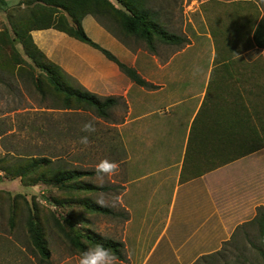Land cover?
<instances>
[{
    "label": "rangeland",
    "instance_id": "1",
    "mask_svg": "<svg viewBox=\"0 0 264 264\" xmlns=\"http://www.w3.org/2000/svg\"><path fill=\"white\" fill-rule=\"evenodd\" d=\"M142 2L146 8L156 14V20L164 30L184 37L187 43L174 47L154 38L153 50L149 51L143 42L119 34L107 19L102 21L114 31V34L110 35L135 56V67L141 69L144 76L141 77V73H137V70L132 68L144 81L154 72L149 71L148 67L145 69V66L154 61L164 64L175 62L181 64V67H188L189 71H184L182 68L181 72L194 74V84L191 89L195 92V100L191 101L190 105L197 104L200 100L202 92L200 89L204 88L203 83L211 64L216 63L215 60L212 61L213 52L210 47L212 41L209 37L211 29L219 28L224 32L229 29L228 36L225 35L224 38L229 41H227L228 45L234 46L233 60L243 64L264 65V49L251 50L249 33L247 36L242 34L240 39L234 34V31L241 27L243 19L252 18L255 22V15L258 19L264 14V0H142ZM6 9L11 16H17L13 10L18 9V3ZM5 18L6 12L3 14L0 10V28L5 25L2 22H6ZM91 18L96 22L93 17ZM86 35L89 39L93 36L90 30ZM13 59L14 55L9 46L2 44L0 46V264H78L81 253L92 248L88 242L91 236L118 244L116 252L119 258L116 259V264H125L123 230L124 221L128 218L124 210L125 203L134 212L131 229L133 235L136 230L141 231V242L133 257L138 261L134 264H161L164 258L171 260L173 255L164 251V238L157 242L150 256L145 257V255L164 225L166 207L164 209L160 206L168 204L170 200L172 182L166 185L169 186L168 188L157 185L165 175L164 170L174 163L173 160L175 162L179 160L184 145L185 121L173 114L180 107L177 109L171 107L162 111V114L157 111L140 121L157 120L160 123L164 122L170 129L173 128L170 120L178 118L170 134L157 130L149 134L143 133L144 131H139V122L133 127L134 116H131L132 112L128 111L124 100L120 97H113L117 98L116 105L107 112L106 119L99 118L92 112L73 106V103H66L65 97L54 92L50 87L43 72L35 68L29 69L25 64L18 65ZM220 62L222 60L217 61ZM191 65L194 70H191ZM218 67L210 73L207 98L213 85L210 79L217 77L222 80L225 76L221 67ZM58 75L61 77L63 87L73 89L77 87L78 83L75 79L65 73L59 72ZM216 85H218L217 90L224 87L219 83ZM218 104L213 101V106L208 108H206L208 104H202L195 124L205 111L210 112L220 107L224 109L223 105ZM154 107L156 105L152 108ZM145 110L138 106L134 114H140ZM164 114H168L170 119ZM89 121L94 122L96 129L91 134L81 131L82 126ZM126 121L127 124H124ZM83 135L89 137L90 143L86 147L79 143ZM191 145L192 139L190 148ZM39 158L48 159L50 162L49 166L42 170L44 176L42 181L33 184L30 176L20 179L11 175L18 165ZM195 158H199L200 161L204 157L198 155ZM103 159L116 162L119 170L115 176L106 178L101 185L95 176L94 167ZM205 166L208 167L209 163L202 162L201 167ZM2 169H8V172ZM62 170L90 171L92 175L67 182L66 186L69 188L61 189L52 184L51 177L54 172ZM172 171L174 173L175 168L166 173ZM140 176H145L142 188L141 181H135ZM126 181H130L128 193L122 195ZM81 184H88L95 187V190L82 191L78 189ZM90 206L106 209L108 213L90 211ZM158 206V212H155L154 207ZM142 215H144L143 223L140 222ZM28 217L45 242L48 251L46 259L39 256L32 245L26 226ZM173 221L172 219L167 234L174 228ZM73 239L83 244L84 248L74 246ZM131 246L135 245L132 243ZM256 247H259L256 228L245 227L236 231L229 242L223 243L219 252L208 262L263 264ZM141 252H145V255L143 256ZM112 253L116 257V254ZM195 264L207 263L197 261Z\"/></svg>",
    "mask_w": 264,
    "mask_h": 264
},
{
    "label": "crops",
    "instance_id": "2",
    "mask_svg": "<svg viewBox=\"0 0 264 264\" xmlns=\"http://www.w3.org/2000/svg\"><path fill=\"white\" fill-rule=\"evenodd\" d=\"M3 1L6 7L18 3V12L24 9L21 0ZM1 13L5 14V11L1 10ZM251 21L252 18L243 19L241 27L234 31L235 36L239 39L242 34L247 36ZM2 22L7 26L5 21ZM81 26L86 34L88 30L92 32L91 40L94 43L109 51L119 61L136 69L137 73H141L142 70L135 67V56L91 17H84ZM217 30L222 35L224 33L223 36L229 34V29L225 32L219 28ZM30 37L45 58L56 64L67 76L75 79L85 90L99 97L112 96L123 99L128 111L132 112L131 116H134L133 121L131 120L132 123L135 122L132 124L133 127L139 122L140 132L149 134L157 130L170 134L177 119H184V145L181 156L177 162L173 160L174 163L164 170L165 175L157 185L168 188L166 185L172 182L170 200L168 204L160 206L164 209L166 207L164 225L146 255L145 252H141L143 256H150L157 242L164 238V251L173 257L171 260L164 258L161 264H195L201 258L218 252L223 243L229 242L238 227L242 225L245 226L241 229L252 227L248 223L253 219L255 209L260 207L264 212V65L243 64L233 60L234 46L228 45L229 41L226 40L227 45L218 49L222 48L223 54L230 53L231 56L224 62L211 64L203 83L204 88L200 89L202 90L200 100L197 104L190 105V102L195 100V92L191 89L194 74L182 73L181 71L188 70V67H181V64L175 62L164 64L158 61L146 64L145 69L148 67L149 71H154L145 80L155 87L148 91L132 84L100 52L61 32L53 29L34 30L30 32ZM209 37L214 57L215 48L210 33ZM16 48L20 52L18 44ZM250 48L264 49L255 48L253 45ZM168 65L172 67H167ZM218 66L225 76L222 80L217 77L210 79L214 86L212 85L207 98L210 73ZM193 68L191 65V70ZM141 75L144 76L143 73ZM216 83L224 86L223 89L217 90ZM134 88L138 90H133ZM213 101L219 103V106L223 105L224 109L220 107L210 112L205 111L195 124L201 105L205 103L208 104L206 108L213 105L215 107V103L212 105ZM185 104L187 105L184 106ZM154 105L156 107L152 108ZM138 106L146 110L134 114ZM171 107L175 109L180 107L173 112L178 118L170 120L173 128L169 129L168 125L157 120L140 122L157 111L162 114V111ZM166 116L170 119L168 114ZM260 140L263 143L257 146ZM216 149L221 150L222 161L227 159V162L205 171L203 168L206 166L201 167L202 162L212 164V152ZM246 149H249L246 154L229 161L230 157ZM197 151H203L204 158L200 161L199 158H195ZM173 168L174 173L173 171L166 173ZM137 180L141 181L142 188L145 176H140L135 181ZM130 181L125 182L122 195L128 193ZM158 209L159 206L154 207L155 212H158ZM124 210L128 214L123 230L125 264H128V261L129 264H134L138 261L133 257L141 242V231L138 229L133 235L131 229L134 212L126 203ZM172 219L174 228L167 234ZM140 222H144V215L141 216ZM132 243L137 247L131 246Z\"/></svg>",
    "mask_w": 264,
    "mask_h": 264
},
{
    "label": "trees",
    "instance_id": "3",
    "mask_svg": "<svg viewBox=\"0 0 264 264\" xmlns=\"http://www.w3.org/2000/svg\"><path fill=\"white\" fill-rule=\"evenodd\" d=\"M21 0L20 3L24 5V9L18 12L14 9L13 12L17 16H11L10 12L5 8V3L0 0V10L6 12L7 26L3 25L0 28V46H9L14 55L17 64H25L29 69H37L43 72L45 80L48 82L54 92L62 94L65 97V102L73 103L75 107L94 113L97 117L106 119L107 112L116 105L117 98L113 97H99L93 93L88 92L79 84L76 88H65L61 83V77L58 75L61 69L49 61L33 44L30 32L34 30L53 29L61 32L66 36L75 39L95 50L100 52L103 57L109 62L113 63L118 71L126 77L135 86L154 89L155 87L144 81L132 67L119 62L110 52L101 48L87 37L81 27V20L84 16L89 15L93 17L98 24L109 33L114 34V31L106 26L102 20L107 19L115 27L116 31L123 36H131L132 38L141 41L145 44L149 51L153 50V39L156 38L163 44L168 46L180 47L187 43L184 37L168 33L160 26L156 20V14L151 12L144 6L142 0ZM8 13V14H7ZM12 13V12H11ZM255 22H249V35L251 44L255 48H264V14L258 19L255 15ZM214 43L215 54L213 61L225 60L230 57V53L223 54L222 48L227 45V41L217 29L209 31ZM2 43V44H1ZM16 44L20 47V52L16 48ZM64 74V73H63ZM68 107V105H67ZM262 142L257 144L259 146ZM256 145V144H255ZM256 148V147H255ZM249 149L243 150L238 155L230 157L231 159L237 156H242L248 152ZM221 150H213L212 164L206 167L205 171L212 170L224 164L222 161ZM188 154V153H187ZM203 151H197L196 156H202ZM50 164L48 159L39 158L31 159L24 164H20L11 173L14 177L24 179L31 178V183L35 184L42 181L44 178L42 170ZM8 172V169H2ZM90 171L81 170H62L56 171L52 174V184L61 189H67V182L91 176ZM78 189L82 191H92L95 187L88 184H81ZM90 211L107 214L108 211L96 206H90ZM249 226H254L257 230L258 256L264 264V212L258 207L255 209L253 219L248 223ZM27 232L30 236L31 242L39 256L46 259L48 251L45 246L41 234L37 227H35L32 220L28 217L26 222ZM242 225L237 228V231L244 227ZM89 245L94 247L96 244H102L105 248L110 249L116 254L118 244L112 241H105L98 237L91 236L88 238ZM72 243L77 248L83 249L84 245L76 239ZM219 252V251H218ZM218 252L214 253L216 255ZM203 257L199 261H204L207 264L208 260L213 256Z\"/></svg>",
    "mask_w": 264,
    "mask_h": 264
},
{
    "label": "clouds",
    "instance_id": "4",
    "mask_svg": "<svg viewBox=\"0 0 264 264\" xmlns=\"http://www.w3.org/2000/svg\"><path fill=\"white\" fill-rule=\"evenodd\" d=\"M93 121L86 122L81 131L84 133L95 132ZM79 143L88 146L90 141L88 135H83L79 139ZM119 165L108 159H103L94 167V173L97 180L102 185L106 178L115 176L118 173ZM116 257L110 249L105 248L102 244H96L94 247L87 249L81 253L78 264H116Z\"/></svg>",
    "mask_w": 264,
    "mask_h": 264
}]
</instances>
